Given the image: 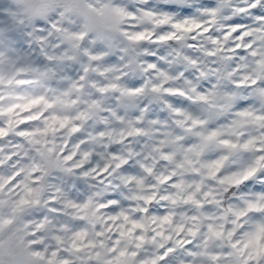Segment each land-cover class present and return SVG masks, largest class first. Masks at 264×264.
Masks as SVG:
<instances>
[{
    "label": "clouds",
    "instance_id": "clouds-1",
    "mask_svg": "<svg viewBox=\"0 0 264 264\" xmlns=\"http://www.w3.org/2000/svg\"><path fill=\"white\" fill-rule=\"evenodd\" d=\"M0 127V264H211L264 208V0H0Z\"/></svg>",
    "mask_w": 264,
    "mask_h": 264
},
{
    "label": "snow or ice",
    "instance_id": "snow-or-ice-1",
    "mask_svg": "<svg viewBox=\"0 0 264 264\" xmlns=\"http://www.w3.org/2000/svg\"><path fill=\"white\" fill-rule=\"evenodd\" d=\"M8 131L0 127V137L6 136ZM23 135L24 133H20ZM255 169L250 170L247 176H252ZM231 213L233 227L226 232L227 245L219 253H207L208 259L211 264H264V220H257V214L264 216V208L259 207L255 203H249L246 208L228 209ZM127 219V217H125ZM170 218L162 216L160 219L161 224H167ZM141 224L133 222L132 228H140ZM212 231V228L209 229ZM217 237L223 235L221 232H213ZM123 235V233H121ZM193 233H189V236ZM167 238V237H166ZM118 243V241H117ZM178 244L186 245L189 243L187 240H178ZM116 251L115 248L112 249ZM169 252L174 249H169ZM225 252L227 255H225ZM167 252L160 259L164 260L167 257ZM123 251L119 252V256H124ZM148 264H156L155 260L148 262Z\"/></svg>",
    "mask_w": 264,
    "mask_h": 264
}]
</instances>
